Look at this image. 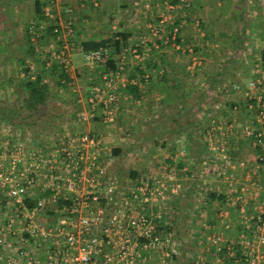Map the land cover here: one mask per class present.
Here are the masks:
<instances>
[{"label":"built area","instance_id":"2783aa9c","mask_svg":"<svg viewBox=\"0 0 264 264\" xmlns=\"http://www.w3.org/2000/svg\"><path fill=\"white\" fill-rule=\"evenodd\" d=\"M56 6L47 0L44 18L30 22L28 30L39 51V33L52 27V40L41 50L58 63L68 84L75 69V19L72 8L63 17ZM166 21L147 25L156 48ZM178 34L175 26L163 42L176 44ZM120 39L82 51L86 64L106 68L102 81L79 100L82 125L98 118L115 123L120 99H132L130 86L149 81V74L131 77L128 65V57L144 60L146 52L137 43L117 49ZM243 89L249 115L241 134L262 151L253 162L235 161L216 139L215 127L205 134L215 174L210 182L200 176L196 185L215 193L222 206L191 234L176 230L172 214L193 180L187 168L163 161L153 173L119 180L105 162L103 134L64 132L37 146L22 130V140L14 133L0 135V264H264V57Z\"/></svg>","mask_w":264,"mask_h":264},{"label":"crops","instance_id":"0c3cea01","mask_svg":"<svg viewBox=\"0 0 264 264\" xmlns=\"http://www.w3.org/2000/svg\"><path fill=\"white\" fill-rule=\"evenodd\" d=\"M15 1L27 2L28 7L33 8L32 14L37 17L36 2L39 0ZM41 1L43 3V0ZM56 1L58 15L62 14L64 17V9L67 6L73 10L75 38L72 56L75 53L82 54L84 42L103 41L114 37L109 35L112 31L126 33L128 45H144L142 52H146L145 59L128 57V65L131 68V77L149 74V81L140 88L137 86L138 91L131 93V100L120 99L116 122L121 120L122 114L132 110L133 107L129 108L130 103L138 104L134 107H141L142 104V112L155 116L154 126L164 128L156 129L153 134L157 141L150 152L158 154L166 162L177 164L180 171L187 168L193 176L196 171L206 169V165L213 167L204 139L209 128L215 127L218 140L225 143L230 158L250 163L248 161L252 160L255 151L248 153L246 148L253 149V146L241 134V127L249 115L248 100L246 95L234 86L238 83L246 85L253 76L254 65L264 57V0H195L190 10L183 11L179 18L173 20L179 26L182 45L177 46L173 42L165 44V39H162L157 43V48L150 41L142 43L141 16L147 17L152 13L136 6L140 4V0ZM3 2L8 5L12 4L13 0ZM95 2H98V6L94 5ZM174 2L177 3L176 0ZM177 5L175 10H169L171 14L177 9L182 11L181 5ZM112 17H116L113 22L110 20ZM18 24L7 23L5 38L1 39L0 36V70H5L7 63L12 60L27 64L31 61V55H38L36 48L32 47L34 42L32 39L28 40L26 30H22ZM172 26H165V29L169 30V36ZM81 31L85 32L82 38ZM39 38L45 45L52 40V36L47 32H42L41 35L39 33ZM162 46L165 51L161 50ZM44 63L42 61L43 66ZM81 65L92 71V84L102 81L106 68L90 66L84 59L74 62L76 72L75 76H72L73 79L81 75ZM70 110L75 112L67 118L68 128L65 129L68 132H78L82 127L78 115L82 107L75 105ZM65 117L66 115H62L63 119H66ZM103 126L104 123L98 118L83 125L82 130L102 133ZM26 130L29 133L30 129ZM64 130L61 131L62 135ZM53 132L55 140L60 137L56 130ZM183 149L186 150L185 154H182ZM107 155L108 153L105 158ZM107 165L111 174L114 169L110 163L107 162ZM152 170L149 166L143 170H133L129 175L130 178H136ZM190 184L191 189L188 186L185 194L196 189L193 180ZM211 195L210 193L211 199L207 200V204L214 205ZM197 209L199 216L206 214L211 218L213 215V212L208 213L204 209V205H199Z\"/></svg>","mask_w":264,"mask_h":264},{"label":"rangeland","instance_id":"374dc122","mask_svg":"<svg viewBox=\"0 0 264 264\" xmlns=\"http://www.w3.org/2000/svg\"><path fill=\"white\" fill-rule=\"evenodd\" d=\"M174 1L175 0H140V4L136 6L141 7L146 11L150 10L152 13V15H148L147 17L141 16V18L143 17L141 19V29L143 28V31L141 30V35L143 37L142 41L147 42L149 41V39H151V33L149 32L146 23H151L157 26L160 24V21L163 19V17L167 18V21L164 24V32H161L157 37V42L168 37L169 30L167 31L165 29V26H178V24H176V22H174L173 20H175V18H179V16L183 14V11L187 12V10H190L195 2V0H179L177 1V3H175ZM46 3L47 0H43V4L45 5ZM27 4V2H16L15 0H13L12 4L10 3L7 5V2H3V0H0L1 39L5 38V28L7 26V23L18 22V25L21 26L20 28H24V30H26L27 32L30 22L36 20L35 14H32L33 8H29ZM177 4L181 5L180 8H182V11H180L181 9H177L175 13L171 14L169 10H175ZM172 5L174 7H169ZM34 17L35 19H32ZM115 19L116 17H112V19L110 20L113 22L115 21ZM117 32L118 31L109 32V35L114 36L110 39L119 36L120 33ZM80 34L81 38L85 36L84 31H81ZM39 39L41 38L38 37L37 45L40 50L37 51L36 44H32V47H34V49L36 48V52H38V55H31L30 62H28L27 64L24 62L23 66L17 60L15 62L12 60L11 62L7 63L8 67H6L5 70H0V113L2 115L4 114L5 118L10 119V121L13 123L12 124L6 120L4 121L0 119V135L5 136L9 133H14V138L18 136L20 140H22L25 139V136L23 134L21 136V134L17 133L21 132L22 130L24 134H30L27 137L30 138L31 143L34 146L40 145V143L45 144L49 142V140L52 141L51 139L55 138L53 132L55 130L57 134L60 133V135H62L61 131L65 128H68L69 121L67 118H69L77 110L78 107L75 109V111L70 109L75 107V105H79L80 107H82L83 102H80L79 100L84 101L86 93L95 84H92V71H89L86 66L84 67V65H81L82 67H79V69H81V75H77L74 79H71L70 83L65 84V86L61 87L59 85V76L57 75V73L55 74L53 72V69H51V66H53V62H51L49 58L45 57V52L41 50L45 46V44H42L43 42L41 43V40ZM153 41H155V38H153ZM163 47L164 46H162L161 50L165 51V48ZM71 52L72 54L74 53L73 50ZM13 58L14 57H12V59ZM72 58L75 63L80 59L83 60L81 53H75ZM261 60L262 58L259 59L257 63H259ZM42 61L43 63L45 61L44 66L42 65ZM0 65H2V63H0ZM25 68L29 69L28 74L26 73ZM73 70L74 72L72 76L74 77L76 69ZM29 74H35L36 77L37 75L43 76L44 82L49 85L48 98L45 104L39 107V110L37 112L26 110L24 108V98L26 96V91L23 88L24 86H22V83L29 77ZM238 84L242 85V89H238L236 87V85ZM238 84H236L234 88L242 91L245 94L246 90L243 89L245 85L242 83ZM130 104L131 105L129 106V108L133 107L132 110H129L130 112L122 114L121 120L111 125L104 124V126L102 127V133L98 132L99 134H103L106 138V153H108V155L105 160L106 163H110V165L114 169L111 175L119 180L130 177L129 174L133 172V170H143L149 166H151V168L153 169L152 171H149V173H153L159 165L158 163H160L159 159H161L158 154L152 151L150 152V150L155 145V141H157L153 138V134L156 133V129L162 130L164 128L161 126H154L155 116H153V114L151 113L142 112V104H140L141 107H134L138 106L136 102ZM13 107L15 108L11 109ZM22 108L25 110H23ZM62 115H66V119H63ZM22 121L34 122L36 126L32 127L31 129L29 128L30 130L28 133V131L26 130L27 128H23L18 125L19 123L22 124ZM53 122L55 123L53 124ZM83 128L84 127L82 125L80 129L82 130ZM76 130L78 131L79 127H77ZM64 132H68L67 129H65ZM216 139L218 140L217 136ZM114 149H120L121 153L115 155L113 152ZM246 149L248 153L254 151L252 147H247ZM161 160V162L165 161L163 159ZM205 167L206 169L203 168L200 171H196V173L192 176L194 185L200 184V176L201 179H208L209 182L213 179L215 174L213 168L209 165H206ZM189 186L191 189V184H189ZM212 186L216 189L220 186V183L212 182ZM209 194L210 192L206 191L203 187H197L196 185V189L194 188V190L189 192L188 194H185L184 192L178 197L177 205L175 206L172 214L176 218L175 227L179 233L191 234L192 231L196 229L195 224L198 223V221H200L202 217V219H205V217H207L206 214H202L201 216L198 215L199 209H197V207L199 205H204V209L207 210L208 213L215 212L217 209L221 208L222 205L219 201L214 200V205L207 204V200L211 199L209 197ZM184 200L185 203H183Z\"/></svg>","mask_w":264,"mask_h":264},{"label":"trees","instance_id":"16d2710c","mask_svg":"<svg viewBox=\"0 0 264 264\" xmlns=\"http://www.w3.org/2000/svg\"><path fill=\"white\" fill-rule=\"evenodd\" d=\"M177 1H179V0H176V2ZM42 6H43V3H42L41 0L36 2V13H37L36 20L44 18V8H42ZM174 27L175 26H172V29H171V32H170V37H172V35H173V28ZM46 32H47V34H50L51 36H53L52 27H49L45 31V33ZM27 34H28V40L31 41L32 35L29 33L28 29H27ZM119 36L121 37V39L115 41V46H116L117 49H119V47L122 44H126L127 40H128V38L126 36V33H120ZM112 40L113 39H107V40H103V41H88V42H84L83 50L84 51H88V50H91V49H98V48H100L102 46H105L108 43H111ZM37 43H38V40H37ZM175 43L179 44V45H182V41L179 38V34H178L177 40H175ZM33 44H36V43H33ZM143 49H144V45L139 46V50L141 52L143 51ZM20 63L24 66V62L23 61H21ZM25 71H26L27 74L29 73V69L25 68ZM53 72L55 74L57 73L59 75V85L61 87L65 86V84L62 82V80L66 77V75L59 72L58 63H56V62L53 65ZM22 86H24L23 88L26 91V96L24 98V108L26 110L37 112L39 110V107L41 105L45 104V102H46V100L48 98L49 85L44 82L43 76L37 75V77L34 80L30 79L29 77L27 79H25L23 81V83H22ZM129 89H130V92L134 93V94L137 93V91H138V87L134 86V85L130 86ZM14 108L15 107H13L11 109H14ZM25 109H23V110H25ZM0 119H2L4 121L6 120V121L12 123L10 121V119H6L5 115L4 114L2 115L1 113H0ZM18 125L20 127L30 128V129H31L32 126L33 127L36 126L34 122H29V121L28 122L27 121L23 122L22 124L19 123ZM253 150L255 151V153H254V155L252 157V160H250L251 162L255 161L257 153L258 152L260 153V151H262V149L260 147H257V146H253ZM113 152H114L115 155H118V154L121 153V150L120 149H114ZM211 197H213V199L217 198L215 193L212 194Z\"/></svg>","mask_w":264,"mask_h":264}]
</instances>
